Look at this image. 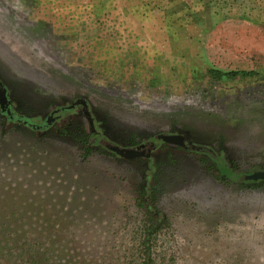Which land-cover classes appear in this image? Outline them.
<instances>
[{
  "label": "rangeland",
  "instance_id": "1",
  "mask_svg": "<svg viewBox=\"0 0 264 264\" xmlns=\"http://www.w3.org/2000/svg\"><path fill=\"white\" fill-rule=\"evenodd\" d=\"M0 79V264H264V0H0Z\"/></svg>",
  "mask_w": 264,
  "mask_h": 264
},
{
  "label": "flooded vegetation",
  "instance_id": "2",
  "mask_svg": "<svg viewBox=\"0 0 264 264\" xmlns=\"http://www.w3.org/2000/svg\"><path fill=\"white\" fill-rule=\"evenodd\" d=\"M0 83L2 84L3 88L6 89L7 100H8V106L7 107L10 110V115H8V114H6V112H2L1 108H0V115L4 116L6 118V120L9 121V122H15V121L21 120L14 113V110H13L14 107H13V104H12V102L10 100V97H9L10 96V91L7 89V87L5 86V84L3 83V81L1 79H0ZM76 104L78 106L80 105V103H76ZM72 107L75 108L74 105H72ZM66 111H68V110H66ZM51 115L52 116H49V118L46 120L47 124L45 125V128H49L57 120L56 119L57 116H55V115H57V112L56 113L54 112ZM89 120H90V123L92 124L91 118H89ZM22 122L26 123V126L30 125V123L28 121H26V120H22ZM182 145L186 149L190 148V149H194L195 151H198V152L199 151L200 152L206 151V152L210 153V151L208 149H204L202 147H197V146H194V145L186 143V142H183ZM262 171H264V170H262ZM262 171H260V172H262ZM260 172H258V173H260ZM258 173H256V174H258ZM253 175H255V174H253ZM246 176H252V175L239 176V179L244 181V182H254V181H259V180H263L264 179V178H260V179H257V180H247V179H244V177H246Z\"/></svg>",
  "mask_w": 264,
  "mask_h": 264
},
{
  "label": "water",
  "instance_id": "3",
  "mask_svg": "<svg viewBox=\"0 0 264 264\" xmlns=\"http://www.w3.org/2000/svg\"><path fill=\"white\" fill-rule=\"evenodd\" d=\"M7 106H8L7 92L6 89L3 88L2 84L0 83V108L2 112H6V114L10 115V110L8 109ZM260 178H264V171L252 176L244 177V179L247 180H257Z\"/></svg>",
  "mask_w": 264,
  "mask_h": 264
},
{
  "label": "trees",
  "instance_id": "4",
  "mask_svg": "<svg viewBox=\"0 0 264 264\" xmlns=\"http://www.w3.org/2000/svg\"><path fill=\"white\" fill-rule=\"evenodd\" d=\"M212 74L217 77V78H236V77H240V78H245V77H249L250 73H244V72H235V73H227V74H222L220 72H212ZM143 264H150V261L148 260L147 262H144Z\"/></svg>",
  "mask_w": 264,
  "mask_h": 264
}]
</instances>
